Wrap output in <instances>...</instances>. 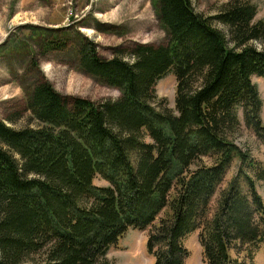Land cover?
Returning a JSON list of instances; mask_svg holds the SVG:
<instances>
[{"label": "trees", "instance_id": "obj_1", "mask_svg": "<svg viewBox=\"0 0 264 264\" xmlns=\"http://www.w3.org/2000/svg\"><path fill=\"white\" fill-rule=\"evenodd\" d=\"M156 2L168 42L136 44L132 61L102 57L78 35L79 65L118 98L65 96L41 77L26 102L39 125L0 118V264L33 255H42L33 264H99L130 228L148 232L154 264H186L184 241L195 231L204 264H256L264 164L236 140L245 127L264 144L253 81L264 77V49L251 44L264 40V19L255 20L252 0H230L213 17L192 0ZM212 18L229 28L233 46ZM169 72L175 110L158 109L155 86ZM97 176L108 184L96 185Z\"/></svg>", "mask_w": 264, "mask_h": 264}, {"label": "rangeland", "instance_id": "obj_2", "mask_svg": "<svg viewBox=\"0 0 264 264\" xmlns=\"http://www.w3.org/2000/svg\"><path fill=\"white\" fill-rule=\"evenodd\" d=\"M228 1L192 0V3L197 12L213 17ZM252 1L258 8L255 20L264 19V0ZM211 22L226 34L229 45L233 46L229 28L215 18ZM79 33L96 43L100 56H121L129 61L134 59L131 49L136 44L159 46L168 42L167 32L158 18L156 0H0V118L8 125L14 128L39 125L26 102L27 91L41 77L65 96L93 101L120 96L119 89L100 82L79 65L82 45ZM46 43L57 48L47 49ZM251 44L264 49V40H253ZM253 81L258 84L264 101V77L254 76ZM176 87L173 72L158 81L154 100L158 109L166 105L175 110ZM262 118L264 121V104ZM236 141L251 150L253 156L264 158V144L252 131L244 127ZM238 165V161L233 164L220 189L237 172ZM94 183L108 184L100 176ZM260 190L264 198V185ZM219 192L212 200V211ZM147 233L130 228L99 264H154V258L147 251ZM184 244L190 251L186 264H204L198 231L187 236ZM40 258L42 255H33L23 264H33ZM256 263L264 264V243L258 250Z\"/></svg>", "mask_w": 264, "mask_h": 264}, {"label": "crops", "instance_id": "obj_3", "mask_svg": "<svg viewBox=\"0 0 264 264\" xmlns=\"http://www.w3.org/2000/svg\"><path fill=\"white\" fill-rule=\"evenodd\" d=\"M255 156V155H254ZM256 158L258 157V156H255ZM258 159H260L262 162H263V164H264V158H258ZM261 185H264V182L261 184ZM260 185V186H261ZM260 186H259V192L261 193V190H260ZM263 197V196H262ZM264 199V198H263ZM262 246V245H261ZM261 248V247H260ZM259 248V249H260ZM258 253V252H257ZM257 253H256V256H255V260H256V258H257ZM257 264V263H256Z\"/></svg>", "mask_w": 264, "mask_h": 264}]
</instances>
